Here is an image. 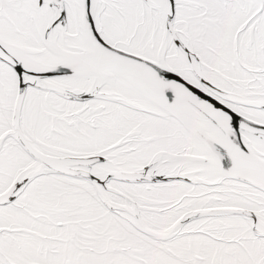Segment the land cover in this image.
I'll return each instance as SVG.
<instances>
[{"label":"snow or ice","instance_id":"snow-or-ice-1","mask_svg":"<svg viewBox=\"0 0 264 264\" xmlns=\"http://www.w3.org/2000/svg\"><path fill=\"white\" fill-rule=\"evenodd\" d=\"M0 264H264V0H0Z\"/></svg>","mask_w":264,"mask_h":264}]
</instances>
